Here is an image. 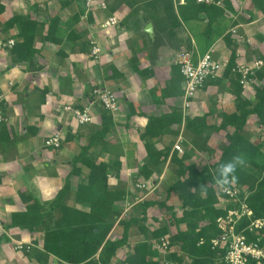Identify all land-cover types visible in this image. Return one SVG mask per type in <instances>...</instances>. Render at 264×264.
<instances>
[{
	"label": "crops",
	"instance_id": "obj_1",
	"mask_svg": "<svg viewBox=\"0 0 264 264\" xmlns=\"http://www.w3.org/2000/svg\"><path fill=\"white\" fill-rule=\"evenodd\" d=\"M79 1L0 0L5 6L0 15V44L8 39H14L15 43V38L10 35L17 30H2V23L12 14L30 15L38 22L33 44L37 52L31 60L13 64L11 47L0 46V111L3 118L0 120V264H38L34 249H42L45 231L56 228L63 218L58 205L49 207L48 204L65 182H69L70 189L61 203L79 212H89L87 202L77 199V190L79 186L85 188L87 185L90 169L78 162L75 171L71 170L73 157L79 154L82 146L89 144L90 136L102 121L103 110L93 99V87L113 90L119 100V109L110 113L114 124L105 137L89 144V155L97 162L120 161L118 176L113 172L108 174L107 185L125 188L124 199L115 202L117 207L122 208L127 202L134 206L139 197L135 195V183L145 180L138 174L147 156L139 137L147 121L144 115H159L174 108L182 111L183 93L177 94L168 87L173 79L182 80L183 77L177 64L178 52L186 47L192 51L193 61L208 50L215 59H228L230 54L222 37L210 41L200 50L187 28V36L181 32L159 33L158 25L153 22V15L159 10L157 4L126 0L113 11L100 8L87 11L84 0ZM227 1L231 8L225 9L224 16L230 20L228 30L235 28L245 35L238 42L236 63L250 65L255 59H261L259 56L264 57V12L255 8L252 0ZM54 15L58 20L49 32V18ZM112 15L118 22L102 28L101 23ZM148 23L151 32L145 30ZM174 35L177 41L173 39ZM155 40L157 43L153 44ZM94 45L100 49L97 56L91 54ZM253 78L258 85L264 83V76ZM220 81V84H205L200 88L185 113L191 117L206 113L209 123L219 124L214 119L219 120L234 98L229 78ZM183 85L181 81L180 90ZM247 93L243 89L241 96L252 101L253 95ZM129 103L135 114L128 118ZM64 104L79 109L88 106L94 121L77 124L63 109ZM179 127L183 129L182 125L172 124L152 139L156 150L171 146L165 165L170 163L176 140L170 142L172 133ZM246 129L251 141L259 143L263 140L264 127L257 124L256 115L247 118ZM55 131L63 137L61 145L58 148L45 146L44 140ZM188 147L184 149L190 151L189 159L195 160L199 151L189 144ZM166 170L163 167L162 174L153 182L161 183ZM27 207L31 208L30 212ZM13 218L29 221L28 224L41 218L42 221L29 231L11 225ZM116 227L117 219L109 233L111 239H114L112 234ZM133 233L130 227L127 245L121 248L123 256L129 254L130 246L143 240L141 234L142 239L132 241ZM18 241L30 244V248L16 250ZM48 264L66 262L50 254Z\"/></svg>",
	"mask_w": 264,
	"mask_h": 264
},
{
	"label": "trees",
	"instance_id": "obj_2",
	"mask_svg": "<svg viewBox=\"0 0 264 264\" xmlns=\"http://www.w3.org/2000/svg\"><path fill=\"white\" fill-rule=\"evenodd\" d=\"M125 1L119 0L114 5L107 2V9L113 11L115 6ZM146 1L152 5L162 1L169 20H171L169 9L174 8V5L178 14H173V19L170 21L172 27L180 25L179 19L190 18V12L194 13V16L203 13L207 19L206 36L212 32L211 27L213 23H216L215 20L225 16V9H231L227 0H223L222 6L200 4L194 0H185L184 4H173V0ZM252 2L255 8L264 12V0H252ZM4 7V4L0 2V15L4 11ZM57 20V15L49 18V32L54 28ZM37 25L38 22L34 17L18 13L12 14L2 23L4 31L13 28L17 30L15 34L10 35L15 38V43L10 49L13 64L29 61L37 52L33 47ZM222 38L230 49L227 63L223 72L221 71L220 77L218 75L208 76L202 87L205 84H220L221 78H229L234 97L230 109L220 114L221 120L216 125L207 121L206 113L191 117L178 108L159 115H144L147 121L143 130L140 131L139 137L143 140L147 156L139 167L138 174L152 184L155 180L153 177L162 172V164L168 158L171 146L164 147L163 150H156L152 139L163 134L172 124L183 126L185 136L183 143L189 144L192 149L199 152L211 150L208 145L209 131L225 132L226 143L218 158L198 167L195 163L187 162L190 151L178 154L176 150H173L170 154V162L175 165V178L167 186L164 198L142 201L139 205L141 216L120 220L118 223L122 225L121 235L111 239L109 233L122 210L121 207H117L115 202L123 200L126 191L120 185L111 188L107 185L108 174L113 172L118 176L120 161L113 159L108 162H97L88 152L89 144L97 139H103L114 124L110 112L102 111L101 124L90 136L89 144L82 146L79 154L72 159L73 169L71 172L75 171L74 166L78 162L90 169L87 185L85 188L79 186L77 190V199L87 202L89 212H79L67 204L61 203L70 189L69 182H65L48 204L49 207L58 205L63 218L56 228L45 231L42 249H34V256L38 264H48L50 254L66 264H111L117 251L127 245L129 229L132 225L137 226L140 234L143 235V240L133 245L130 253L124 255L118 264H225L226 248L212 247L210 241L211 238L219 234L215 219L224 213L216 206L217 191L214 172L220 164L230 160L236 154L243 153L247 163L245 166L237 168L235 175L238 179L233 184L249 189L246 202L252 209L251 218L264 216V152L262 151L264 139L259 143L251 141L246 129L247 118L250 115H256L257 124L264 127V86H253L252 101L241 96L243 85L240 82V74L232 71L236 65V50L239 41L231 36L229 30L223 33ZM259 58L263 60V66L253 75H249L252 78L255 76L260 79L264 76V57L259 56ZM181 81H183V77L182 80L180 78L173 79L168 87L176 90L177 94H182ZM129 107L128 118L135 114L132 104L129 103ZM228 128L231 130L229 131ZM68 137L70 138V136ZM172 195L179 201L180 214L170 203ZM149 207H157L159 210L163 208L167 211L168 222L176 227V232L168 235V228L165 225L154 229L146 227L144 222ZM30 210L31 208L27 207V211L30 212ZM41 217L43 218V215ZM41 219L28 224L29 221L20 222L13 218L11 225L32 231V226L40 224ZM248 222L249 219L243 218L239 227ZM165 235H168L169 247L172 250L162 253L164 256H160L161 253L154 241H158ZM173 246L178 247L179 252L173 249ZM185 257L188 258L187 262L184 261ZM250 264L255 263L251 262Z\"/></svg>",
	"mask_w": 264,
	"mask_h": 264
},
{
	"label": "built area",
	"instance_id": "obj_3",
	"mask_svg": "<svg viewBox=\"0 0 264 264\" xmlns=\"http://www.w3.org/2000/svg\"><path fill=\"white\" fill-rule=\"evenodd\" d=\"M196 3L222 6L223 0H194ZM174 4H184L185 0H173ZM84 7L87 11L94 8L107 9L106 0H84ZM118 22L116 16L112 15L106 18L102 23V28H108ZM230 33L235 32V28L229 29ZM238 40V39H237ZM240 41V40H238ZM14 39H8L6 43L0 44L7 47H12ZM100 49L94 45L91 49V54L97 56ZM211 50L206 51L200 56H197L196 61H193L192 51L182 49L177 54V64L181 75L183 76V107L185 110L190 106V98H193L195 93L202 87L208 76H217L227 63V59H215L212 57ZM263 66L262 59H255L250 65L236 63L232 68L233 72L240 74V82L243 85L244 91L253 82L252 77L255 70ZM91 94L96 103L101 109L106 112L114 113L119 109V100L116 93L104 86L93 87ZM63 109L69 112L77 124H85L94 121V114L87 106L83 109L73 107L72 104H64ZM0 111V120H2ZM63 141L59 131H55L48 135L44 140V145L47 147L58 148ZM184 138L182 133L178 134L175 142L172 145V150H176L178 154H183L185 149L183 147ZM159 183L149 184L145 180H140L135 183V189L142 194L136 197V203L143 201L149 194H157ZM246 191L241 195V191ZM217 202L216 206L221 208L224 213L218 215L215 219L219 234L211 238L212 247H225L226 254L224 256L225 264H264V216L258 218H251L252 209L246 202L249 189L241 185L231 184L227 188H221L216 184ZM159 194V193H158ZM157 194V199H162L161 195ZM223 203H226L224 206ZM133 206V203H125L122 207L120 215L117 217V222L122 220L127 211ZM243 218L249 219V222L242 227H239ZM159 252L167 253L172 250L169 247L168 235L162 236L158 241H154ZM201 242V241H200ZM18 251L28 250L30 244L18 241L14 247Z\"/></svg>",
	"mask_w": 264,
	"mask_h": 264
},
{
	"label": "rangeland",
	"instance_id": "obj_4",
	"mask_svg": "<svg viewBox=\"0 0 264 264\" xmlns=\"http://www.w3.org/2000/svg\"><path fill=\"white\" fill-rule=\"evenodd\" d=\"M118 1L119 0H106V2H109L110 5H114ZM143 1H146V0H139V2H143ZM150 1H154V0H150ZM80 2H83V0H80L79 3ZM20 3L22 4V6H24L23 5L24 2L21 1ZM145 3H147V1ZM157 5H158L159 10L158 11L156 10L157 12L153 15V22H154L155 25H158L159 33L163 32L164 35H165L166 32L170 31V33L173 35V33L181 32L183 34V36L184 35L187 36L188 35L187 30H186V28H187L192 33V36L195 39V41H196L197 45L199 46L200 50H201V47L204 46L205 44H206L205 47H207V45H209L210 41H213V40H216V39H219L220 37H222L223 33H225L226 30H228V27L230 26V24H229L230 20H227V19H225L224 16H221V17H219V18H217L215 20L216 23L212 24V27H211L212 28V32L210 33V35L206 36L205 31L207 30V19L205 18V15L203 13H198V14H196V16H194L195 14L190 12L189 13L190 14L189 16H191L190 18L184 19V20L179 19L180 20V25L176 26V27H172V25H171L172 23H170V21L173 19L172 18L173 14L174 15H176V13L178 14V11L175 8V6L173 5L174 8L169 9V14H170V19H171V20H169V17L165 13V10L163 8V2L162 1L158 2ZM189 20H191V22H189ZM189 26L192 27V29H190ZM231 36L233 38H235V39H238V40H243V38H245L244 34H241V33L237 32L236 30H235L234 33H231ZM173 37H174L173 39L175 41H177V38L175 37V35ZM154 43L156 44L157 41L156 40L153 41V44ZM189 45H190V42H189ZM221 46H222V44H221ZM172 49H174V48H172ZM185 49H186V47H185ZM252 80H253V82L250 83V86L246 90V92H248L247 95H249V96H250V94L254 95V91H253V86L254 85L255 86H261V85L264 86V83L258 85L257 81L256 82L254 81V78H252ZM231 93H232V91H231ZM195 96H196V93H195L193 98H190V102L193 103V99L195 98ZM246 99H248V98H246ZM231 101H232V99H231ZM183 105H184V103H183ZM183 105H182V107H183ZM229 109L230 108H228L227 110H229ZM215 120L216 119H214V122H220L221 117L219 118V120H216V121ZM215 125H216V123H215ZM180 130H181V128L179 127V128L176 129L175 133H172V138H171L170 142L173 143V141L175 140V138L178 135V133H180L179 132ZM228 130L230 131L231 128H229ZM181 133H182L183 138L185 139L184 130L183 129L181 130ZM224 134H225V132H222V131H219V132L209 131L208 145L210 146L211 150L210 151H200L199 152L200 155H197L196 156L197 158H195V160H192V159L188 158L187 162L188 163H195L198 167H201V166L204 165V163H210L211 161L216 160L218 158V156L220 155L222 147L226 143V139H225ZM183 146L185 147V149H186V147L189 148L188 144L186 145V143H184ZM187 151L189 152V150H187ZM162 166L164 168L166 167L167 170H166V173H165V179L162 180V182L159 183L160 185H158V187H157V190H158V193H159V194L158 193L157 194L161 195V197L164 198L167 186L175 178V173H174L175 172V165L170 162L167 165H165V163H163ZM163 167H162V169H163ZM160 174H162V173H160ZM160 174H156L153 178H156V179L159 178ZM166 179H168V180L166 181ZM245 192L246 191H241L240 193L243 196ZM144 193L139 192V191H135V195H137V196H141ZM157 194L151 193L148 196H146L143 199V201L147 200V199H157V197H156ZM141 202L142 201L138 202L136 205L131 207L127 211V213L124 216V218H122V219L124 220V219H128L129 217H140L141 216V209H140L139 205H140ZM170 203H172L175 206L176 212L178 214H180L181 213V209L179 208L180 207L179 206V201L174 195L171 196ZM223 205L225 206L226 203H223ZM168 216H169V214L163 208L159 210L157 207H149L147 212H146V220L144 222V225H146V227H148L149 229H154V228H156V227H158L160 225H165L168 228V235H171V234L176 232V227L168 222ZM131 229H133V231H134V233H133L134 235L131 236V238H130L132 241L142 239V236H141V234H140V232H139V230H138L136 225H132ZM121 232H122V225H121V223H118V227H116L114 229V233L112 234V237L114 239L120 237ZM133 245H135V244H133ZM132 247L133 246H130L129 249H127L128 253H130ZM125 249H126V247L124 248V250ZM173 249H175L176 251L179 252V248L178 247H174L173 246ZM162 255L163 254H161L160 256H162ZM122 257H123V255H121V249H119L117 251L116 255L114 256L111 264H118V262L120 261V259ZM184 261L187 262L188 258L185 257Z\"/></svg>",
	"mask_w": 264,
	"mask_h": 264
},
{
	"label": "clouds",
	"instance_id": "obj_5",
	"mask_svg": "<svg viewBox=\"0 0 264 264\" xmlns=\"http://www.w3.org/2000/svg\"><path fill=\"white\" fill-rule=\"evenodd\" d=\"M247 163L243 153L234 155L230 160L220 164L214 172V180L221 188H227L236 182L238 177L235 175L237 168L245 166Z\"/></svg>",
	"mask_w": 264,
	"mask_h": 264
},
{
	"label": "water",
	"instance_id": "obj_6",
	"mask_svg": "<svg viewBox=\"0 0 264 264\" xmlns=\"http://www.w3.org/2000/svg\"><path fill=\"white\" fill-rule=\"evenodd\" d=\"M145 30L148 31V32H151V24L148 23L145 27Z\"/></svg>",
	"mask_w": 264,
	"mask_h": 264
}]
</instances>
